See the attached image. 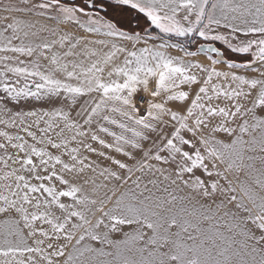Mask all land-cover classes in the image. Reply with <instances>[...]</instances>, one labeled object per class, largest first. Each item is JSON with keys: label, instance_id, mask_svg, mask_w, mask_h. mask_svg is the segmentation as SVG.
Listing matches in <instances>:
<instances>
[{"label": "snow or ice", "instance_id": "obj_1", "mask_svg": "<svg viewBox=\"0 0 264 264\" xmlns=\"http://www.w3.org/2000/svg\"><path fill=\"white\" fill-rule=\"evenodd\" d=\"M0 264H264V0H0Z\"/></svg>", "mask_w": 264, "mask_h": 264}]
</instances>
